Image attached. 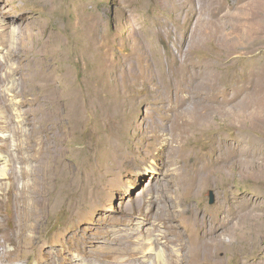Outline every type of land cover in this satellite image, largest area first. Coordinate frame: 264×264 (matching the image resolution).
<instances>
[{"label": "rangeland", "instance_id": "1", "mask_svg": "<svg viewBox=\"0 0 264 264\" xmlns=\"http://www.w3.org/2000/svg\"><path fill=\"white\" fill-rule=\"evenodd\" d=\"M1 26L4 231L26 192L47 230L5 264L178 263L173 238L186 264H264V0H0ZM54 194L79 209L48 217Z\"/></svg>", "mask_w": 264, "mask_h": 264}, {"label": "bare ground", "instance_id": "2", "mask_svg": "<svg viewBox=\"0 0 264 264\" xmlns=\"http://www.w3.org/2000/svg\"><path fill=\"white\" fill-rule=\"evenodd\" d=\"M6 27V26H5ZM4 26H1L0 27V34L1 35H3L4 33H3V31H4V28H5ZM248 28V27H247ZM7 32V31H6ZM5 32V33H6ZM9 32H10V30H9ZM15 32V31H14ZM13 32V33H14ZM11 34V33H10ZM6 35V34H5ZM14 35H15V33H14ZM11 37H13V35H11ZM2 67V66H1ZM19 69V68H18ZM5 70V69H4ZM17 70V69H16ZM16 70H14V71H16ZM21 71V70H20ZM13 72V71H12ZM1 77V76H0ZM29 82V81H28ZM13 83V82H12ZM11 82H7V84H6V86H5V88H6V93H4L5 91H0V95H2V96H4V97H8V96H11L13 99H15L14 97H16L15 96V94H16V92H15V88L13 87V84H12ZM28 85V84H27ZM4 86V85H3ZM30 86H32V84L30 85ZM32 87H34V86H32ZM1 88H2V86H1V80H0V90H1ZM23 91V90H22ZM10 99V98H9ZM50 100V99H49ZM16 107V106H15ZM15 110V108H13L12 109V111H14ZM170 110V109H169ZM6 124H7V122H6ZM8 126H10V124L8 125ZM12 126V125H11ZM179 126V125H178ZM46 127V124H44V122L43 121H41V123L39 124V126H38V130L40 131V132H42L43 130H44V128ZM1 128V127H0ZM4 128H5V126H4ZM6 128H7V126H6ZM11 128V127H10ZM179 128V127H178ZM13 129H14V127H13ZM16 131V130H15ZM3 142H5V140L3 141ZM165 143V142H164ZM6 144L5 143H3V145H0V175L1 176H5V178L8 180V182H9V185H10V187H12L13 185H14V183H15V178L12 176V173H11V169H13L12 168V163H10V162H8L7 163V161H4L5 160V157L1 154V153H7L8 152V148L5 146ZM169 146V145H168ZM168 152V151H167ZM57 159H58V154H56L55 156H54V159H53V166L54 167H56L57 166V164H58V162H57ZM12 162V161H11ZM12 164V165H11ZM13 172V171H12ZM0 176V177H1ZM190 183V182H189ZM59 184H61V183H59ZM1 186V185H0ZM55 186V185H54ZM59 186V185H58ZM61 186V185H60ZM59 188H61V187H59ZM54 189H56V188H54ZM52 190V189H51ZM59 191V190H58ZM12 192V191H11ZM24 192V191H23ZM49 192V191H48ZM54 192V191H53ZM58 193V192H57ZM44 194V193H43ZM46 194V193H45ZM56 194V193H55ZM54 194V195H55ZM60 194H61V192H60ZM65 194V193H64ZM8 195V194H7ZM9 196V195H8ZM67 196V195H66ZM47 197H48V194L47 195H42V197H41V200H43V201H46L47 200ZM52 197V196H51ZM31 199V201H33V200H35L36 199V195L34 194V193H21L20 195H19V193H12V196H11V200H12V202L14 203V210H13V216H12V218H13V220H14V222L15 223H13V224H11L9 227H8V230L6 231V233H5V231L4 230H6L5 229V227H6V225H5V227H4V225H3V222H2V219H3V217H2V214H1V207L3 206L2 205V203L0 202V246H2L1 245V243H5V242H7V243H11L12 245H13V247H18V248H21V249H26V250H34V248H35V245H37L38 244V242L42 239V238H44V237H42V236H39V237H37L36 239H34V235L35 234H37V233H46L47 232V230H46V228L45 227H43L44 226V224L43 225H41L42 224V221L40 220L42 217H43V212H42V210H40L39 209V211H37V212H35V211H33L31 214L30 213H27L26 212V208H24V209H22L21 208V206L22 205H24V204H22L21 206H20V204H21V202H25L26 200L28 201V200H30ZM38 198V197H37ZM54 199L50 202V204L48 205L49 207V210H47V216L48 217H51V216H53V214L55 213L54 212V210L56 209V208H59V207H62L63 209L64 208H66L68 211H67V213L69 212V211H71V210H73V209H76V210H78L79 209V206H78V203H77V200L75 199V200H67L66 199V197L65 196H61V195H55L54 197H53ZM69 199V198H68ZM25 200V201H24ZM9 202V201H8ZM35 202H37V200L35 201ZM26 203V202H25ZM37 203H39V201L37 202ZM42 204L44 203V202H41ZM47 203V202H46ZM45 203V204H46ZM30 204H32V202L30 203ZM29 204H26V206H28ZM38 205V204H37ZM36 205V206H37ZM40 205V204H39ZM38 205V206H39ZM30 206V205H29ZM46 206V205H45ZM43 207V206H42ZM41 207V208H42ZM31 208V207H30ZM36 208V207H35ZM34 208V209H35ZM61 208V209H62ZM56 211V210H55ZM72 212V211H71ZM70 212V213H71ZM6 219V218H5ZM48 219V218H47ZM154 221V220H153ZM5 222V221H4ZM159 222V221H158ZM7 225H9L10 224V221H7V222H5ZM144 225V224H143ZM157 226H159V225H157V224H154L153 225V230L155 231L156 230V227ZM220 226V225H219ZM210 227V226H209ZM218 227V226H217ZM215 228V227H210V228H204V229H202L201 230V235H202V237H204V238H206L207 240L209 239L208 237H207V235L209 234V233H211L212 231H217L218 230V228ZM7 228V227H6ZM141 230H144L143 228L141 229ZM151 230V229H150ZM152 230V231H153ZM147 231V230H146ZM142 232V231H141ZM151 232V231H150ZM28 233V234H27ZM199 234V233H198ZM158 236H160V235H158ZM115 237L113 236H109V237H106V243L105 244H110V243H112L113 244V242H115V240L116 239H114ZM160 238V237H159ZM164 239V238H163ZM114 240V241H113ZM103 241V240H102ZM166 241V240H165ZM212 240L210 239V242H211ZM223 241V240H222ZM110 242V243H109ZM212 242H214V241H212ZM168 243H172L173 244V246L174 245H176L177 246V250L175 249V251L173 252V253H178V255L177 256H180V259H179V261H178V263H177V261H176V256L175 257H172V262H171V264H186L187 262V258H189V257H192V255H191V253H189L191 256H188V254H187V250H188V252H190L189 251V247L188 248H186L185 246H184V244H182L181 243V241L179 240V238H173V239H171V240H168ZM196 243V242H195ZM242 243V242H241ZM86 244V243H85ZM111 244V245H112ZM209 246H210V244H208ZM216 245L217 246H221V247H224V242L223 243H221V241L220 240H218L217 242H216ZM105 246H107V245H105ZM117 246V245H116ZM171 246V245H170ZM212 246H215V245H212ZM237 246H239L238 245V240H237V242L235 243V247H237ZM3 247V246H2ZM38 247V246H37ZM173 248V247H172ZM193 248V247H192ZM217 248V247H216ZM99 249H101V247L99 248ZM185 249H186V251H185ZM214 250V249H213ZM100 251H103V249H101V250H99V251H97L96 252V255H98L99 253H100ZM1 252V251H0ZM84 252H85V250H84ZM196 252V249H195V251H194V253ZM211 252V251H210ZM112 253H113V251H112ZM136 253V252H135ZM197 253V252H196ZM7 254V253H6ZM102 254H104V252H102L101 253V255L100 256H103ZM118 254V253H117ZM205 254V253H204ZM209 254V253H208ZM207 254V255H208ZM213 254V253H212ZM215 254V253H214ZM112 255V254H111ZM136 255H137V253H136ZM203 255V254H202ZM206 255V254H205ZM204 255V256H205ZM171 256H173L172 255V253H171ZM215 256V255H214ZM10 256L7 254V255H5V254H3V253H0V264H5V259L6 258H9ZM134 257H136V256H134ZM156 258H159L160 257V254H157V256H155ZM116 258V257H115ZM204 258V257H203ZM68 259V258H67ZM67 259H64V260H60L61 262L59 263V264H65V263H63V262H65ZM148 259V258H147ZM192 259H194L193 257H192ZM191 259V260H192ZM58 260V259H57ZM56 260V261H57ZM89 260V259H88ZM208 260V259H207ZM92 261V260H91ZM94 261H96V260H94ZM202 261V260H201ZM201 261H199V262H201ZM45 262V261H44ZM191 262V261H190ZM46 263V262H45ZM193 263V262H192ZM197 263V262H196ZM48 264H49V262H48ZM51 264V263H50ZM52 264H54V262H52ZM67 264H75V263H72V262H69L68 261V263ZM199 264V263H198ZM205 264H208V263H205Z\"/></svg>", "mask_w": 264, "mask_h": 264}, {"label": "water", "instance_id": "3", "mask_svg": "<svg viewBox=\"0 0 264 264\" xmlns=\"http://www.w3.org/2000/svg\"><path fill=\"white\" fill-rule=\"evenodd\" d=\"M209 194H210V204H212L214 201H213V195H212V192H209Z\"/></svg>", "mask_w": 264, "mask_h": 264}]
</instances>
